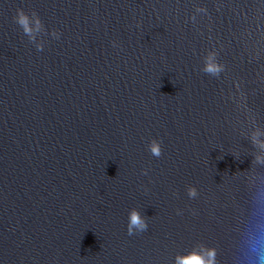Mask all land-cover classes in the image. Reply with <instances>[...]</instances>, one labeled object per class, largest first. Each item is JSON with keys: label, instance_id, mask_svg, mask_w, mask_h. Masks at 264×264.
Returning a JSON list of instances; mask_svg holds the SVG:
<instances>
[{"label": "water", "instance_id": "obj_1", "mask_svg": "<svg viewBox=\"0 0 264 264\" xmlns=\"http://www.w3.org/2000/svg\"><path fill=\"white\" fill-rule=\"evenodd\" d=\"M262 236L264 0H0V264H264Z\"/></svg>", "mask_w": 264, "mask_h": 264}, {"label": "clouds", "instance_id": "obj_2", "mask_svg": "<svg viewBox=\"0 0 264 264\" xmlns=\"http://www.w3.org/2000/svg\"><path fill=\"white\" fill-rule=\"evenodd\" d=\"M198 12H206L205 8H198ZM24 12L22 9L17 11V18H22L24 16ZM194 19V17H193ZM219 53L215 50H209L203 56V66L207 69L209 66L212 68L213 74L218 75L220 72L224 71L225 65L218 58ZM151 153L155 156H159L161 154V143L157 139H152L148 144ZM190 195H195L194 189H189ZM131 225H136L139 229L143 230L147 228L146 220L141 216L140 212L137 209H133L130 212V228ZM257 243L260 245L258 251L261 257V261L264 262V236H262ZM215 259V250L209 249L206 250L203 255H201L197 251H193L184 255H177L176 264H214Z\"/></svg>", "mask_w": 264, "mask_h": 264}]
</instances>
